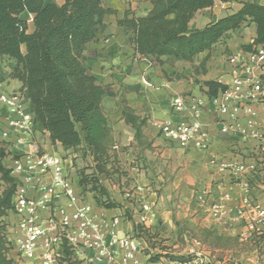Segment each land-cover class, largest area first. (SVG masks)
Listing matches in <instances>:
<instances>
[{"label": "crops", "instance_id": "obj_1", "mask_svg": "<svg viewBox=\"0 0 264 264\" xmlns=\"http://www.w3.org/2000/svg\"><path fill=\"white\" fill-rule=\"evenodd\" d=\"M238 0V9L241 2ZM103 6L111 9L113 14L105 17V27H98L94 33L93 40L88 44L85 51V66L90 75L105 87V101L109 103L107 109V120L109 128L116 126L121 140L131 144L133 153L139 155L131 156V162L136 167L132 169L136 189L134 191L135 205H129L127 201L119 197H111L113 201L125 204L126 208L133 210V221L124 222V209L115 208L108 210L96 203L95 195L86 191L79 185V177L74 176L73 181L76 191L83 194L85 200L91 204L92 212L96 220L102 223L104 219L120 217V235L134 236V223H138V214L141 205L151 203L153 205L152 223L150 230L153 234L175 242L178 238L179 228L174 220L186 222L191 230L198 227L207 228L216 234L223 233L225 236H234L239 229V220L236 219V228H226L223 220L216 218L209 210L210 202H218L224 194H229L230 199L226 201L232 217L238 215L237 207L244 197L242 188L238 185H231V178L228 171L220 172L213 161L229 164L231 161L240 160L251 147L252 143H246L240 135L234 133H222L220 122L213 114V107L207 105L202 115V123L210 135V146L207 150H199L194 147L183 150L173 141L159 133L157 127L168 120L174 122L189 120L188 111L176 112L173 108V98L192 93L193 98L206 99L203 92L204 82L213 80L223 84L230 83L227 74L225 49L237 52L243 45L251 42H242L240 35L246 29L250 30L252 38L256 36L254 23H246L240 29L228 33L210 52L197 55L192 62L177 60L173 57H163L159 63L151 56L141 57L135 54L134 46L128 43L131 33L121 26L118 21L124 19L128 13L136 16H145L152 9L153 5L147 0H102ZM213 8L200 11L208 21H214L224 16L216 17L212 14ZM237 10V9H236ZM198 22V21H197ZM196 20L190 23L191 28L196 26ZM248 27V28H246ZM205 63V69L203 64ZM10 72L0 66V81L3 82L5 91L20 90L22 84L10 78ZM123 89V91H121ZM125 89V92H124ZM127 102V108L120 106V99ZM26 108L31 110L30 102ZM262 105H257L256 110L261 111ZM145 121L141 126V141L135 139V129L127 122L124 111ZM5 111L0 115V129L6 130ZM112 118V121L108 119ZM226 123H233L230 120ZM15 136L8 140L7 149L10 156L4 160V164L11 168L13 159L22 155L46 152L56 156H67L76 158L77 153L61 144H52L49 134L45 131L36 130L31 137H28L26 144H17ZM42 138V140H41ZM122 143L120 146H124ZM123 148V147H122ZM117 149V147H116ZM123 150V149H122ZM137 151V153H136ZM244 157V156H243ZM141 168V170L139 169ZM160 169V170H159ZM164 170V172H162ZM14 178L18 175L11 174ZM162 188L159 196L158 190ZM206 193L207 201L201 199ZM33 196L34 192L29 191ZM260 201L262 194H257ZM115 201V202H116ZM7 224L13 226L15 217L12 214L7 216ZM194 245L191 252H200L189 264H208L214 261L211 253L203 250L201 245L191 241ZM165 243H168L167 241ZM123 254L122 249H118ZM185 257L188 255L181 254ZM80 259L92 257L90 251L80 252ZM242 258L249 259L247 264L257 263L254 254H246ZM120 260V259H119ZM119 260L117 264H119ZM28 264V263H25ZM35 264H40L36 262ZM138 264H178L166 258L156 263H151L144 254L138 255Z\"/></svg>", "mask_w": 264, "mask_h": 264}, {"label": "trees", "instance_id": "obj_2", "mask_svg": "<svg viewBox=\"0 0 264 264\" xmlns=\"http://www.w3.org/2000/svg\"><path fill=\"white\" fill-rule=\"evenodd\" d=\"M48 0H0V57L15 62L10 78L19 81L21 91L31 104L35 129L49 134L52 144L73 149L84 158H91L92 166L79 169V185L95 195L96 203L108 210L124 209V217L133 221V212L113 201L102 184L113 168L110 154L111 131L103 108L105 87L90 75L85 66V51L98 27L104 28V19L113 14L102 0H62L61 4ZM153 9L145 16L128 13L118 21L119 26L131 32V43L136 55L151 56L159 63L163 57L192 62L210 52L228 33L246 23H254L253 42L243 45L249 51L264 44V5L249 0L241 2L235 12L211 21L201 28H191L196 14L212 8L217 1L231 0H147ZM23 13L32 15L33 30L21 19ZM203 92L217 97L227 86L218 81H205ZM128 123L135 129V139L141 141V126L145 121L124 111ZM10 156L6 143L0 140V264H13L8 258L6 224L4 220L13 210V196L18 181L4 164ZM134 236L156 248L150 228L134 223ZM207 235L219 243L232 238L216 235L206 229ZM228 244L229 248L231 244ZM160 245V244H159ZM232 247V246H231ZM164 248V247H163ZM166 250V249H165ZM75 253L65 247L64 259L69 264H81ZM160 255L149 262H159ZM179 263L194 257H168Z\"/></svg>", "mask_w": 264, "mask_h": 264}, {"label": "built area", "instance_id": "obj_3", "mask_svg": "<svg viewBox=\"0 0 264 264\" xmlns=\"http://www.w3.org/2000/svg\"><path fill=\"white\" fill-rule=\"evenodd\" d=\"M264 5V0H249ZM253 42V41H252ZM251 42V43H252ZM230 83L217 97L206 99L192 96H177L173 99L176 112L188 111L189 120L174 122L168 120L160 126L161 132L180 149L192 147L207 150L210 135L202 123L207 105L213 107V114L220 122L222 133L240 135L251 147L240 160L229 164L214 160L220 171H228L231 185H238L244 197L238 205L237 218L231 216L224 194L218 202L208 204L210 212L223 220L226 228L239 229L234 239L248 247L243 253H230L223 259L214 257L208 264H247L242 258L254 254L257 263L264 264V44L251 50L231 52L226 59ZM223 84V83H222ZM29 101L20 90L0 92V115L5 111L6 130L0 129V140L8 146V140L15 136L17 144H26L35 131L34 115L26 108ZM262 105L261 111L256 110ZM233 123H226V120ZM65 159L46 152H36L13 159L10 168L18 175V185L13 196V226L6 224L7 256L13 264H69L63 261L65 247L75 253L74 261L81 264H138V255L144 254L148 261L167 252L155 253L143 241L130 235H120V217L96 220L83 194L78 193L74 181L67 172ZM34 192L33 196L29 191ZM263 195L260 201L257 194ZM206 193L202 200L207 201ZM153 205L144 203L138 214V223L149 228L152 223ZM123 250L119 254L118 249ZM157 248H155L156 250ZM90 251L92 257L80 259V252ZM203 253H194L196 259ZM189 257V256H187ZM170 260L169 258H166ZM193 259V260H194ZM192 260V261H193ZM172 261V260H170ZM179 263L178 264H189Z\"/></svg>", "mask_w": 264, "mask_h": 264}, {"label": "rangeland", "instance_id": "obj_4", "mask_svg": "<svg viewBox=\"0 0 264 264\" xmlns=\"http://www.w3.org/2000/svg\"><path fill=\"white\" fill-rule=\"evenodd\" d=\"M49 2H51V0H48L46 3H49ZM55 2L57 4H61L62 0H57ZM238 4H239L238 0H231L228 3H223L221 1H217L215 3V5L213 6L215 9L212 12V14L216 15V17L226 16L227 14L235 12L236 9H238V7H239ZM205 17L206 16L202 15L200 12L197 13L195 18H194L196 20V22L198 21L196 26L204 27L205 25H207L208 23L211 22V21L209 22L208 19H206ZM21 19L26 20L28 22L29 32H32V30H33V23H32L33 17H32V15H30L28 13H23L21 15ZM246 28H248V27H246ZM131 37H132V34H131ZM131 37L128 40V43L129 42L131 43ZM240 38L243 39L242 42H252L253 41V38H252V35H251L249 29H246L245 31H243V33L240 35ZM231 52L232 51L229 49L224 50V54L226 55V59H227V55ZM205 63L206 62H204V64H203L204 69H205ZM0 66H1V68L7 69L8 71H12V69L15 67V62L6 58V57H0ZM3 87H4V84L2 81H0V92L5 91V90H3ZM15 91H18V90L15 89V90L6 91V92H15ZM121 91H123V89H121ZM124 92H125V89H124ZM191 95H192V93L190 92V93L183 95V96H191ZM108 106H109V103H107V101H105L103 104L105 114H107V112H108L107 111ZM120 106L124 107V108L128 107L126 100H124L123 98L120 99ZM108 119L109 120L111 119L110 121H112V118L108 117ZM112 123H113V121H112ZM113 124H115V123H113ZM157 128L159 130V133L162 134L160 126ZM110 131H111L110 154L113 158V168L110 172V176L108 178L102 179V184L108 190L110 196L119 197V198L123 199V201H127L129 203V205H135L136 198L134 196L135 195L134 191L137 188L136 187L137 183L134 180V178H132L133 177L132 169L134 167H136V165L133 162H131L130 159H131L132 154L135 157H139V155L135 154V152L133 153V151L131 150L132 149L131 144L128 145L127 140H126V142L121 140V136L118 135L119 130L116 128L115 125H114V127H113V125H112V127H110ZM41 140H42V138H41ZM122 143H124L125 145L120 146ZM116 147H117V149H116ZM136 153H137V151H136ZM62 158H64L66 161L65 162L66 169H67V172L69 173V176L72 180H73L74 176L77 174V171L79 169H88L89 167L92 166L91 158H89V157L84 158L81 156V154H78V153H77L76 158H72V159L68 158V155L64 156ZM139 169L141 170L140 167H139ZM162 172H164V170H162ZM157 192L160 196L161 192H162V188L160 187V189ZM123 206H124V208H126L125 204ZM128 209H130V207ZM131 211L133 212V210H131ZM174 221H175V224L179 228L177 240L175 242H173L170 240H165L163 238H160L159 236L157 237V235H155L154 240L158 241V245L156 247L157 249L155 250V248H153L150 244H146L149 249H152V250L154 249L155 253H159L161 251L162 252L166 251L167 252V254L165 256L166 258L168 257V255H170L171 257H182L183 255H181V254H184V255L186 254L189 257H191L195 253V252H191V250L193 248H195V247H193L194 245L192 244L191 241L195 240L201 245L203 250L205 249L206 251L210 252L213 256H216L218 259H223V258L227 257L230 253H237L238 254L240 252L243 253L245 251H248V247L239 244L234 239L233 236L231 237V236H225L223 233H219V234L215 233L216 235L224 236L226 238H232L233 239V244L230 242L219 243V241H217L214 237L209 236L204 232V231H206L207 228L198 227L196 230H191L189 228L188 223L180 222L178 220H174ZM7 222H8L7 219H5L4 224H7ZM126 222H130V221L126 220L124 217L123 225H126ZM166 241L168 243H165ZM229 243L232 246V247L230 246V248L228 246Z\"/></svg>", "mask_w": 264, "mask_h": 264}]
</instances>
